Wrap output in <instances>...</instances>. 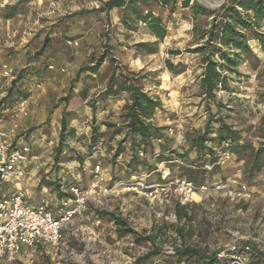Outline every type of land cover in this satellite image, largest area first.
<instances>
[{
    "label": "rangeland",
    "instance_id": "obj_1",
    "mask_svg": "<svg viewBox=\"0 0 264 264\" xmlns=\"http://www.w3.org/2000/svg\"><path fill=\"white\" fill-rule=\"evenodd\" d=\"M105 1L108 0H18L11 5L15 6L16 13L10 18L0 10V58L8 66L14 63L13 69L9 66L8 75L0 69V99L6 95L17 72L27 70V76L17 84L28 89L29 97L24 101L29 116L13 117L20 101L15 109H3L0 119L7 121L10 127L16 125L17 137L23 136L31 146V164L25 169L21 165L19 169L24 170L23 177H31L28 180L34 190L31 193L30 189L28 195L40 203H48L52 212H57L62 199L57 194L59 189L62 192L72 185H79L83 189L93 187L97 194L101 193V188L109 189L108 193L90 201L86 209L64 227L59 245L25 249L12 260H2L0 264H128L153 248L160 251V256L152 258L148 264H167L172 259H166L165 253L172 254L178 248L193 247L212 254L235 240L264 252V170L249 178L247 158L237 161L232 156L221 166L220 174L206 170L204 177V183L216 178L222 181L236 178L239 182L236 188L246 185L251 192L246 199L211 192L195 196L193 201H184L174 187L152 198L142 191L127 190L121 185L132 174L129 164L132 150L127 141L123 144L125 151L117 158L113 157L125 134H116L115 129L123 125L130 93L118 90L114 95H107L111 76H115L114 83L118 85L122 81L120 75L124 73L142 85L144 92H154L152 96L161 101L163 111L153 123L167 127V130L173 128L174 135H168L173 140L178 130L187 141L193 139L206 128L207 121L217 109L209 113L206 104L198 106L196 75L200 71L199 57L187 49L197 47L200 38L199 33L193 32L194 21L188 8H180L172 22L167 10H158L167 22L170 35L160 44L156 54L138 55L136 61L133 46L137 42L134 43L132 37L144 39L141 41H152L154 37L148 34L143 24L137 31L129 32L123 25L118 28L107 15L99 18L94 14V21L93 14L88 12L99 8ZM198 1L210 9H217L225 0ZM75 13L81 14L78 17L82 19L80 23L70 18ZM95 22L105 25L99 41H81L78 39L81 34H73L76 26ZM204 22L205 19L197 21L199 25ZM262 25L264 29V23ZM45 37L49 40L38 55ZM113 38L120 40L117 46L109 48ZM68 39H78L79 45H68ZM250 44L259 61L243 63L239 67L241 76L232 75L231 91L217 93L223 105L218 111L225 117V123L240 130L246 141L258 146L264 143V50L256 41L252 40ZM119 46H126V49ZM171 50L182 53L172 54ZM103 53L108 57L97 71L91 74L82 71L92 66ZM110 57L115 61H110ZM168 59L175 63L182 61L180 68L185 72L181 75L170 72L166 66ZM49 63L65 71L51 70ZM74 76H77L73 79L76 83L71 80ZM89 111L95 115L94 121L87 120ZM65 114L67 131L75 129L76 135L66 138L62 153L57 155L60 119ZM167 119L170 124L159 125ZM105 122L116 124V127H108ZM20 123L26 131L20 130ZM93 125L100 127L103 137L92 149V156H88ZM181 125H195L197 128L185 130ZM211 128L213 133L209 137L216 135L213 123ZM155 143L160 142L156 140ZM78 155L85 157L83 164L77 161ZM145 156L152 166L157 164L159 170L169 168L172 171L173 162H181L167 160L173 156H163L162 161L156 162L151 151L140 155L141 158ZM97 165L106 176L102 183L95 178ZM159 170L149 173L142 168L139 173L144 174L149 182H157ZM173 170L172 177L185 178L177 166ZM31 172H34L33 176ZM117 219L124 224L118 225ZM124 228L134 233H122L120 229ZM147 237L151 239L147 240Z\"/></svg>",
    "mask_w": 264,
    "mask_h": 264
},
{
    "label": "trees",
    "instance_id": "obj_2",
    "mask_svg": "<svg viewBox=\"0 0 264 264\" xmlns=\"http://www.w3.org/2000/svg\"><path fill=\"white\" fill-rule=\"evenodd\" d=\"M119 9L121 11L120 23L129 32H135L138 27L143 24L152 41H139L134 44L136 57L143 54H156L159 46L170 35L167 22L164 21L162 13L158 10H167L170 21L180 8H188L191 12V18L194 21L193 32L199 33L200 43L197 47L188 48L187 52L196 54L199 57L198 68L199 73L196 75V87L199 91V105L206 104L207 111L213 112L211 118L207 121L206 128L197 133L196 136L188 141V148L183 152H179L173 145V138L167 135V127H161L153 123V119L158 113L163 111L161 101L148 93L144 92L142 85L137 84L131 77L121 73L122 81L117 85L114 83L115 76H111L106 91L107 95H114L118 90L128 91L130 93L129 103L125 107L124 121L121 127L115 129L116 134L125 132L123 138L118 143L113 157L117 158L124 151L123 144L129 141L132 155L129 161L131 173H139L144 168L153 173L158 170L157 164L152 166L145 157H140V151H151L152 155L157 158L156 162L162 161L163 156H173L167 159L169 161L179 160L181 162H173L171 168L178 167L185 178L193 181L196 185H200L205 181L206 170L203 168L207 162L213 164L217 161V154L220 151H230L237 161L247 158L249 178L255 177L259 172L264 170V143L255 146L253 143L246 141L240 133L232 126L225 123V117L221 115L218 109L222 108V101L217 98L220 90L232 89L230 80L232 75L239 77L241 73L239 67L245 62H258L259 58L254 53L250 41H256L259 47L264 50V0H225L217 9H210L199 3L198 0H108L102 5L89 11L95 17L101 18L107 15L110 10ZM5 12L7 18L12 17L15 13V6H7L0 9ZM96 14V15H94ZM80 13H75L72 17L73 21L80 23L82 19ZM75 17V18H74ZM77 17V18H76ZM67 19V18H66ZM199 19H205L201 25L197 23ZM100 31L99 36L102 35ZM49 38L45 37L38 55L46 47ZM111 46H117L118 40H111ZM109 52V51H108ZM172 54H181L179 50H171ZM110 56V55H109ZM108 57V54H101L92 66H88L83 70L90 74L98 70L102 62ZM110 61H115L114 57H110ZM52 64L49 63L48 66ZM166 66L170 72L180 75L185 72L182 61L175 63L171 59L166 60ZM125 70V67H124ZM80 73H78L79 76ZM196 74V72H195ZM27 76L26 69H20L12 80L11 85L0 99V113L6 108H16L20 101H24L29 97L26 86L21 87L17 83L19 80ZM114 86H117L114 89ZM67 97L64 98L66 100ZM93 113L95 114V109ZM95 115H93V121ZM212 123L215 125L216 135L209 137L212 131ZM108 127H116V124L104 123ZM75 129L67 131V116L61 118V128L59 132V144L56 154L60 155L63 151V144L68 136H75ZM103 133L100 127L93 125L90 137V150L88 156H92V149L99 143ZM162 139L155 148L157 139ZM212 142L214 146L210 145ZM195 150L196 156L191 157L190 152ZM85 157L78 155L77 161L83 164ZM222 168L220 165L214 164L210 170L213 174H220ZM171 176H174V170ZM131 175H129L130 177ZM159 180L161 178L159 177ZM219 180V179H215ZM214 180V181H215ZM61 198L68 196L64 191H57ZM117 224H124L123 221L117 219ZM122 233L133 232L129 228L120 229ZM134 233V232H133ZM151 237H147L150 240ZM249 264H264V252L252 247L247 252ZM160 256V251L153 248L146 254L137 258L134 262L128 264H148L152 258ZM166 259H172L168 262H177L178 264H215L217 261V253L206 254L193 247L178 248L172 254L165 253ZM158 264V263H157ZM160 264V263H159ZM164 264V263H163Z\"/></svg>",
    "mask_w": 264,
    "mask_h": 264
},
{
    "label": "built area",
    "instance_id": "obj_3",
    "mask_svg": "<svg viewBox=\"0 0 264 264\" xmlns=\"http://www.w3.org/2000/svg\"><path fill=\"white\" fill-rule=\"evenodd\" d=\"M16 1L18 0H0V8L10 6ZM67 44L78 46L79 40L68 39ZM48 67L51 70L65 71L64 68L57 67L53 63ZM0 69L4 70L6 75L10 71L8 64L1 58ZM25 109L26 101H22L14 111L13 117H20ZM16 128V125L9 128L0 127V261L12 260L25 249H35L40 245H59L63 238L64 227L79 216L90 201L109 192L107 187L101 188V193L97 194L93 187L83 189L79 185H72L64 191L68 196L61 199L57 212H52L48 203L42 202L37 205L29 203L22 190L14 191L7 186V183L19 173L21 165L25 166L30 161L31 155L30 144L17 140ZM167 135H174L173 128L167 130ZM161 141L162 139H157V142ZM140 155H144L143 150L140 151ZM232 156L230 151H220L217 154V161L213 164L207 162L203 168L211 170L214 164L222 166ZM159 172L161 180L157 182H149L142 173H133L127 181L121 182V185L127 190L142 191L152 198L174 187L175 192L184 201H193L195 196L211 192H223L231 198L246 199L251 196L246 185L236 188L235 185L239 183L236 178L196 185L186 178L172 177L169 168L160 169ZM94 174L98 182L102 183L106 180L100 165L95 167ZM251 249V245L241 244L235 240L217 252L215 264H249L247 252Z\"/></svg>",
    "mask_w": 264,
    "mask_h": 264
},
{
    "label": "crops",
    "instance_id": "obj_4",
    "mask_svg": "<svg viewBox=\"0 0 264 264\" xmlns=\"http://www.w3.org/2000/svg\"><path fill=\"white\" fill-rule=\"evenodd\" d=\"M109 16H110V18H112V20H113V22L115 23V25L118 27V28H121V26H122V24L120 23V19H121V11L119 10V9H117V8H115V9H113V10H110V12H109ZM104 27H105V25H103L101 22H95V23H92V24H90V25H88V26H85V24H82L81 26H76V31H73V34L74 35H82L80 38H78L79 40H81V41H83V40H94V41H99L100 40V36H99V34H100V31H102L103 29H104ZM123 27V26H122ZM124 36V35H123ZM128 36V35H127ZM131 37V36H130ZM132 38H134L135 40H134V43L135 42H138L139 40L141 41V40H144V39H142V38H135V35L132 37ZM113 40H120V39H116V38H113ZM127 42V41H126ZM129 43H131V42H129ZM120 48H124V49H126V46H119ZM137 59H138V57H136L135 58V60L137 61ZM9 66H11V68L13 69L14 68V63H11ZM11 71V70H10ZM183 74V73H182ZM181 75V74H180ZM56 77V76H55ZM54 77V78H55ZM77 77V76H76ZM75 76L71 79V80H73L74 78H76ZM73 83H76V81H74L73 80ZM155 87V86H154ZM78 88H80V87H78ZM151 88V87H150ZM146 90H148V89H146ZM154 92L153 91H151V92H149L148 94L150 95V96H152V94H153ZM78 98H79V96H78ZM85 109V108H84ZM87 109H90V107H87ZM90 112V114L88 115L89 117H88V121L91 119H93V114H92V112L91 111H89ZM29 109H28V107L26 106V109H25V112H23V113H21V115H20V117L19 118H25V117H27V116H29ZM62 118V117H61ZM61 120V119H60ZM168 124H170V120L169 119H167V121L166 120H163L162 121V123H160L159 125H168ZM201 124V123H200ZM20 126H21V131L22 130H24V131H26V128L24 129V125L23 124H21L20 123ZM198 126H200V125H198ZM0 127H2V128H9L10 126H8V122L7 121H5L4 119H0ZM181 127L184 129L185 128V130H188V129H192L193 127L194 128H197V126H195V125H192V126H188V125H186V126H184V125H181ZM181 131L180 130H178V135H175V140L173 141V147L174 148H176L179 152H183L184 150H186L187 148H188V141H187V139H185L184 138V136L183 135H181V133H180ZM25 134V133H24ZM17 140H19V141H26L25 140V138L23 137V136H18L17 137ZM27 142V141H26ZM209 144L210 145H212L213 146V143L212 142H209ZM155 145H157V148H158V143L156 144L155 143ZM190 156L191 157H195L196 156V151L195 150H193V151H191L190 152ZM31 162H32V159H31V161H29L24 167H23V169H25L27 166H28V164H31ZM236 166H238L237 164H236ZM23 171L24 170H22V171H19V173L14 177V178H12V181L11 182H9V183H7V186L11 189V190H22V191H24L25 192V194H26V200L29 202V203H31V204H33V205H37V204H39L40 202L39 201H37V200H35V198L32 196V195H28L29 193V190L31 189V193H33V191L32 190H34V189H32V185H31V183H30V179H31V177H23ZM26 171H29V170H26ZM157 171V170H156ZM238 172H240V169H238L237 170ZM30 175L31 176H33L34 175V172H31L30 173ZM159 178V177H158ZM18 180V179H21L20 181H15V180ZM29 179V180H28ZM36 184V181L34 182V184L33 185H35ZM45 190H47V188L45 187L44 188Z\"/></svg>",
    "mask_w": 264,
    "mask_h": 264
}]
</instances>
